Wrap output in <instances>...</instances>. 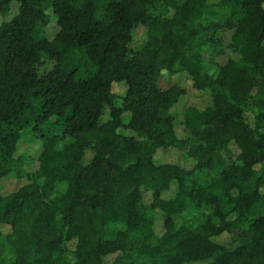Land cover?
Listing matches in <instances>:
<instances>
[{
	"label": "trees",
	"instance_id": "obj_1",
	"mask_svg": "<svg viewBox=\"0 0 264 264\" xmlns=\"http://www.w3.org/2000/svg\"><path fill=\"white\" fill-rule=\"evenodd\" d=\"M12 2L0 264H264V0H0V12ZM220 7L218 26L206 18ZM220 27L233 52L211 76L201 50ZM196 199L218 221L175 225Z\"/></svg>",
	"mask_w": 264,
	"mask_h": 264
},
{
	"label": "rangeland",
	"instance_id": "obj_2",
	"mask_svg": "<svg viewBox=\"0 0 264 264\" xmlns=\"http://www.w3.org/2000/svg\"><path fill=\"white\" fill-rule=\"evenodd\" d=\"M19 4L17 2L10 3L4 11L0 12V26L10 22L18 14ZM227 9L225 7L214 8L213 13L209 15L206 19L211 23L221 26L225 17L227 15ZM213 35L215 40L210 45H206L203 50H201V55L203 58L204 71L211 76H215L218 69L223 66L228 59L232 56L233 52V35L234 30L226 27H220L215 34L210 32V37ZM33 141L37 142L34 134L29 130H24L22 132V145L19 149V154L24 157L26 164L31 162L30 156L32 152H27V147L29 143ZM223 157L228 160L227 152H223ZM64 190V184H57L52 195L61 194ZM262 194H264L263 188H260ZM215 205L211 203H203L199 200L191 201L187 208L173 216L175 225L177 226H195L203 219H208L216 223L217 217L214 214ZM161 223L159 220L155 222V229L159 233ZM109 230H123L124 227L118 223H112L108 226ZM5 258L11 260V254L6 251ZM67 260L72 261V257L67 255Z\"/></svg>",
	"mask_w": 264,
	"mask_h": 264
}]
</instances>
